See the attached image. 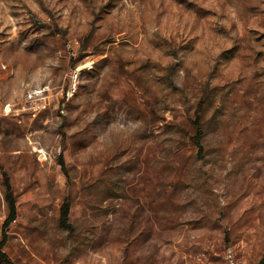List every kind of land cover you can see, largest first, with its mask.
Here are the masks:
<instances>
[{"label":"rangeland","instance_id":"1","mask_svg":"<svg viewBox=\"0 0 264 264\" xmlns=\"http://www.w3.org/2000/svg\"><path fill=\"white\" fill-rule=\"evenodd\" d=\"M1 241L264 264V0H0Z\"/></svg>","mask_w":264,"mask_h":264},{"label":"trees","instance_id":"2","mask_svg":"<svg viewBox=\"0 0 264 264\" xmlns=\"http://www.w3.org/2000/svg\"><path fill=\"white\" fill-rule=\"evenodd\" d=\"M198 146L201 144L197 142ZM7 200L9 202V215L5 221L4 226H8L14 219H16L17 215V206H16V200L13 197V194L8 192L7 194ZM68 215V210L65 209L64 216L66 217ZM5 242H0V259L4 261L5 264H13L12 260L9 258L8 254L4 251ZM262 263H264V258L262 260Z\"/></svg>","mask_w":264,"mask_h":264}]
</instances>
